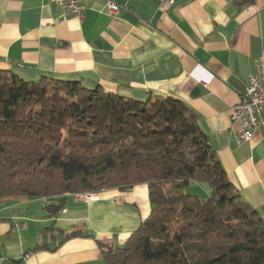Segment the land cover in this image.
<instances>
[{"label":"crops","instance_id":"obj_1","mask_svg":"<svg viewBox=\"0 0 264 264\" xmlns=\"http://www.w3.org/2000/svg\"><path fill=\"white\" fill-rule=\"evenodd\" d=\"M118 7L107 13V3ZM82 20L48 0H0V71L97 85L137 101L173 98L194 113L228 181L264 224V126L237 144L231 108L264 60V0H82ZM196 183L186 193L206 199ZM92 198V196H91ZM0 201V264H106L99 244L122 247L150 214L147 186L64 197ZM75 233L74 237H67Z\"/></svg>","mask_w":264,"mask_h":264},{"label":"trees","instance_id":"obj_2","mask_svg":"<svg viewBox=\"0 0 264 264\" xmlns=\"http://www.w3.org/2000/svg\"><path fill=\"white\" fill-rule=\"evenodd\" d=\"M253 1L232 4L240 11ZM196 183L208 198L186 193ZM142 184L150 214L122 247L99 244L106 264H264V224L184 103L0 71V201L47 198L56 215L67 195Z\"/></svg>","mask_w":264,"mask_h":264},{"label":"built area","instance_id":"obj_3","mask_svg":"<svg viewBox=\"0 0 264 264\" xmlns=\"http://www.w3.org/2000/svg\"><path fill=\"white\" fill-rule=\"evenodd\" d=\"M53 2L63 12L72 15L74 18L82 20L85 14V7L82 0H48ZM118 7L112 3H107V13L115 15ZM232 124H237L234 131L236 143L249 142L253 131L257 126H264V60L257 59L254 62V73L249 76L246 91L242 100L234 105L230 111ZM77 200L90 201L88 194L85 196H73Z\"/></svg>","mask_w":264,"mask_h":264},{"label":"bare ground","instance_id":"obj_4","mask_svg":"<svg viewBox=\"0 0 264 264\" xmlns=\"http://www.w3.org/2000/svg\"><path fill=\"white\" fill-rule=\"evenodd\" d=\"M73 196H82V195L76 194V195H73ZM88 198H91V194H88Z\"/></svg>","mask_w":264,"mask_h":264},{"label":"rangeland","instance_id":"obj_5","mask_svg":"<svg viewBox=\"0 0 264 264\" xmlns=\"http://www.w3.org/2000/svg\"><path fill=\"white\" fill-rule=\"evenodd\" d=\"M173 194H174V193H172V195H173ZM80 195L85 196V195H87V194H80ZM91 196H92V198H93L94 195H91Z\"/></svg>","mask_w":264,"mask_h":264}]
</instances>
